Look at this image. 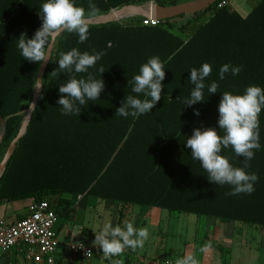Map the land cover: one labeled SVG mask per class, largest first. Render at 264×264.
Segmentation results:
<instances>
[{"label":"trees","instance_id":"1","mask_svg":"<svg viewBox=\"0 0 264 264\" xmlns=\"http://www.w3.org/2000/svg\"><path fill=\"white\" fill-rule=\"evenodd\" d=\"M146 1L93 0L99 9L94 16ZM156 1L168 6L188 0ZM42 3L0 0V118L6 122L0 163L22 127L42 66L24 59L17 47L21 33L31 38L40 27ZM76 3L89 11V0ZM259 3L264 4V0ZM207 11L209 8L167 19L157 26L144 25L139 16L90 25L89 38L82 44L77 34L62 33L45 72L33 118L0 178V203L26 198L48 200L63 219L74 211L81 196L105 200L108 205L211 215L208 206L196 203L195 198L201 194L197 187L205 178V170L192 159L191 149L184 143L198 124H205L218 112L211 104L221 92L208 94L206 87L204 102L193 107L183 103L194 87L189 80L191 68L209 63L212 72L206 86L213 81L221 86L223 60L237 52L230 46L233 40H198L209 25L200 22ZM72 48L105 53L89 70L97 78L99 68L106 70L102 74L105 89L100 100L81 107L80 116L63 115L57 104L61 95L58 87L69 78L58 70V59ZM153 56H158L165 67L161 100L152 112L139 118L115 115L126 95H137L128 81ZM80 76L86 74H77ZM193 108L199 109V116L193 114ZM242 223L264 227V220ZM210 245L222 252L228 263L226 248L216 241Z\"/></svg>","mask_w":264,"mask_h":264},{"label":"clouds","instance_id":"2","mask_svg":"<svg viewBox=\"0 0 264 264\" xmlns=\"http://www.w3.org/2000/svg\"><path fill=\"white\" fill-rule=\"evenodd\" d=\"M89 11L77 6L76 0H43L38 14L41 25L29 38L27 33H21L17 38V47L22 57L30 62L43 64L51 60L48 49L54 38L61 32L75 33L79 43H84L89 38V18L98 14L99 9L93 0H89ZM105 53L88 51L81 52L72 48L66 53H61L58 59V70L66 73V83L58 87L61 94L57 104L61 106L63 115H79L81 107L88 106L89 102L100 100V95L105 89L102 74L106 71L99 68V78L90 69L95 68ZM56 71L52 73L55 75ZM231 71L233 76L239 75L241 67L224 64L219 70L220 80L225 79V74ZM212 67L203 63L201 67L190 70L191 84L194 86L190 97L184 100L183 106L193 107L198 102H204V89L208 94L218 92L219 84L213 81L206 86L205 80L210 76ZM77 74H86L77 78ZM165 80L164 62L158 57H150L143 63L138 74L134 75L128 84L132 85V93L128 94L117 109L115 115L123 118L129 116L139 118L152 112V109L161 100ZM222 97L218 104V128L223 135L218 134L216 127H197L191 136H187L184 143L191 149V157L199 161L207 173L209 182L219 186L229 185V196L240 194L251 195L255 191V184L259 176L248 172L255 151L261 148L259 142V116L264 110V88L258 85L248 86L243 93L221 92ZM142 95V98H141ZM193 114L200 115L199 109L193 108ZM231 148L237 157H243V168L234 167L230 158L222 155V150ZM95 233L94 245L98 246L105 257L120 255L125 248L136 250L142 248L149 239L147 228L134 227L133 223L113 226L111 222L105 223L102 230ZM176 264H199L192 254H186L177 260Z\"/></svg>","mask_w":264,"mask_h":264},{"label":"crops","instance_id":"3","mask_svg":"<svg viewBox=\"0 0 264 264\" xmlns=\"http://www.w3.org/2000/svg\"><path fill=\"white\" fill-rule=\"evenodd\" d=\"M259 2L260 0H233L230 5L223 8L209 7V11L201 18V23L209 22V25L198 40H233L230 46L235 47L237 53L231 54L223 61L225 64L241 67L239 75L233 76L231 71L225 74V79L220 83L218 92L243 93L250 85L264 88V4ZM221 97H218L211 107L218 108ZM218 116L219 113L214 112L213 116L206 119L205 124H198L199 127H216L218 134L223 135V131L218 128ZM5 124V120L0 118V144ZM258 131L261 148L254 150V159L248 162L251 167L246 169L259 176L255 191L251 195L243 193L238 196L227 195L226 193L232 190L231 186H219L209 182L206 171L205 178L197 187L201 194L195 195L196 203H205L211 215H189L195 216L196 221H202L205 224L210 222L212 226L207 232L214 235V240L205 239L199 242L196 231L194 239L191 237L190 240L183 242L182 238L186 232L182 227L177 230L166 225L162 227V224H157L155 229L151 227L156 222L157 216L162 215V211L157 213L152 208L131 205L130 214L126 217L125 223L131 222L137 228L150 227L153 229H149L150 236L144 246L136 250L125 248L120 255L112 258L94 256L89 260H82L73 254L72 246L80 242L79 244L98 247L93 243L95 240L93 229L97 233L102 229L93 228L89 224L100 222L102 216H90L87 212H94L98 202L87 196H81L75 205L74 214L68 219L59 218L56 224L59 247L55 264H159L160 253L174 252V256L178 257V251L184 243L187 245L186 248H189V253L186 254L194 255L199 264H235L234 247L237 245L240 249L246 243L243 240L235 242L236 237L241 238L247 234V227L262 232L264 236L263 226L242 223L245 220H264V110L259 116ZM222 155L230 158V163L234 167H244L243 157H237L231 148L223 149ZM35 201V198H26L0 203V220L14 223L22 219L28 214L29 206ZM105 205L108 209L115 208L111 223L113 226L119 225L123 206L121 204L108 205L107 202ZM169 215L172 218V212H169ZM158 221L160 222L161 218H158ZM212 241L226 248L228 263L224 261L222 252L210 245ZM186 254H179L178 260ZM244 254H241V259L236 264H248L245 263ZM176 262L177 260L172 263L165 262V264H176ZM259 263H264V257H261ZM0 264H27V260L22 249L16 247L8 253L0 254Z\"/></svg>","mask_w":264,"mask_h":264},{"label":"built area","instance_id":"4","mask_svg":"<svg viewBox=\"0 0 264 264\" xmlns=\"http://www.w3.org/2000/svg\"><path fill=\"white\" fill-rule=\"evenodd\" d=\"M233 0H218L217 8L231 4ZM144 25L157 26L158 19L143 17ZM58 216L48 200L35 201L29 206L28 214L14 223L0 220V254L21 248L27 264H55L59 247L56 224ZM73 254L82 260H89L94 256H104L99 247L85 244L72 246ZM116 257V256H113ZM112 258V257H105Z\"/></svg>","mask_w":264,"mask_h":264},{"label":"rangeland","instance_id":"5","mask_svg":"<svg viewBox=\"0 0 264 264\" xmlns=\"http://www.w3.org/2000/svg\"><path fill=\"white\" fill-rule=\"evenodd\" d=\"M188 1H192V0H188ZM32 98H33V96H32ZM89 199L96 200V202H98V203H97V206L95 208V211L93 210L94 212H91V213L87 212V213L90 216L91 215H97V216L101 215L102 216V219L100 222H92L89 225L93 228L98 227V228L102 229V227L105 223L111 222V220L113 218L112 214L115 211V208L114 207L109 208V209L106 208L105 207L106 206L105 200H100V199L93 198V197H89ZM84 204L85 203H83V205ZM123 208L125 210L121 209L122 213H121V220L119 222V225H123L126 222V217L128 216V214H130L129 210L131 208V205H128V206L123 205ZM138 209H139V207H138ZM152 209H155L157 213H161L160 211H162V215L157 216L156 222H154L155 225L153 223V225L151 226L154 229L156 228L157 224H162L161 225L162 227L164 225L170 226L172 229H175V230H177L178 228L180 229L182 227V228H184L183 230L186 232V233H184V236L182 238L183 242L190 240L191 237H193V239H194V237L196 236L195 235L196 231H197V235H198L197 239L199 242L205 241V239L214 240L213 238H215L212 233L207 232L210 229V227L212 226V224L210 222L205 224V222L196 221L195 216H191V215H189V213L172 212L174 217L172 216V218H171V217H169L170 216L169 211H167V210H161V209H157V208H152ZM74 211H75V209H74ZM74 211L71 212L69 217H67L66 219L70 218L74 214ZM158 218H161L160 222L158 221ZM152 228L148 227L147 229L149 231V229L153 230ZM246 229H247V234L243 235V237H241V238L240 237L235 238V242L237 240H243L246 243H244L243 247L242 246L240 247L241 250L239 249V247L237 245L234 247V249H235V261H234V263L236 264L238 262V260L241 259V256H242L241 254L245 253L244 254L245 263L260 264L259 262H260L261 257H264V238H263L264 236L262 235V232L253 230L252 227H247ZM228 238H231V237H228ZM186 247H187V245L184 243L183 246L181 247V250L178 251V255H177L178 257H179V254L189 253V248H186ZM187 250H188V252H186ZM178 257L174 256V252H168L166 254L160 253L158 261H159V264H165V262L172 263V262H175V260H178Z\"/></svg>","mask_w":264,"mask_h":264},{"label":"water","instance_id":"6","mask_svg":"<svg viewBox=\"0 0 264 264\" xmlns=\"http://www.w3.org/2000/svg\"><path fill=\"white\" fill-rule=\"evenodd\" d=\"M217 1L218 0H192V1L181 2L176 5L163 6L160 5L156 0H149L147 2H143L140 4H129L118 9H112L110 12L106 14L92 16L89 18V25L107 24L137 16L164 21L178 16L194 14L206 10L209 7L213 6ZM62 33L64 32H61L54 38L50 48L48 49L51 58L57 39ZM50 61L43 63L40 68L37 85L34 90L32 102L29 107L28 113L24 119V122L22 124V127L18 135L14 138V140L10 144L4 158L0 163V178L7 171L8 164L15 153L16 147L19 141L26 134L28 126L33 118L43 88L44 75Z\"/></svg>","mask_w":264,"mask_h":264}]
</instances>
